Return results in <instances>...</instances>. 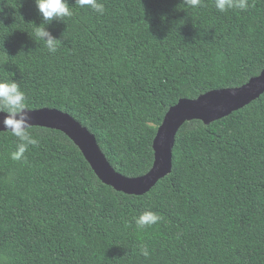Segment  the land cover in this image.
<instances>
[{"label": "trees", "instance_id": "trees-1", "mask_svg": "<svg viewBox=\"0 0 264 264\" xmlns=\"http://www.w3.org/2000/svg\"><path fill=\"white\" fill-rule=\"evenodd\" d=\"M99 2L103 15L69 0L73 15L40 25L35 0H0V79L18 81L31 110L72 115L117 172L137 177L180 99L263 70L264 0L225 12L215 0ZM46 25L61 38L55 54L33 38ZM28 131L38 143L19 161L20 141L0 132V264H264V93L185 122L171 173L139 196L104 184L63 132ZM146 210L162 219L137 228Z\"/></svg>", "mask_w": 264, "mask_h": 264}, {"label": "water", "instance_id": "water-1", "mask_svg": "<svg viewBox=\"0 0 264 264\" xmlns=\"http://www.w3.org/2000/svg\"><path fill=\"white\" fill-rule=\"evenodd\" d=\"M264 93V68L259 75L236 88L212 90L195 99L182 98L166 113L153 142L154 163L151 169L137 177L117 172L101 150L95 135L69 113L55 108L29 111L30 127L56 129L66 134L79 147L98 178L116 191L130 195H144L161 179L171 173L173 148L180 127L187 121L201 120L205 124L228 116L243 108ZM0 112V132L7 131Z\"/></svg>", "mask_w": 264, "mask_h": 264}, {"label": "clouds", "instance_id": "clouds-1", "mask_svg": "<svg viewBox=\"0 0 264 264\" xmlns=\"http://www.w3.org/2000/svg\"><path fill=\"white\" fill-rule=\"evenodd\" d=\"M184 4L189 7L201 6L202 0H182ZM38 12L42 17V24L54 20H64L65 17L73 15L72 9L69 7V0H35ZM76 4L80 8H91L98 14L103 15L105 8L99 0H76ZM215 7L220 12H225L229 9L246 10L248 7V0H215ZM47 24V25H48ZM46 26L37 27L35 36L32 37L35 41H43L47 50L55 54L61 43V38L55 37ZM27 107L26 93L21 88L16 80L0 79V112H5L7 115L3 120L5 130L10 131L11 134L18 138L20 143L17 145V150L11 153V159L19 161L29 145H36L37 139L29 134V127L31 125V116ZM162 217L151 210H146L140 215L134 217L137 228L143 229L147 226L157 224ZM141 253L144 256L149 255L146 246H141Z\"/></svg>", "mask_w": 264, "mask_h": 264}]
</instances>
